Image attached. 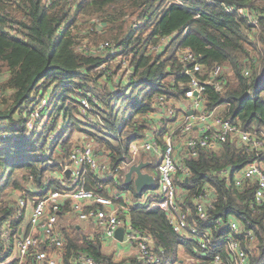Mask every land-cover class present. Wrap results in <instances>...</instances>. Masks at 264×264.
I'll return each instance as SVG.
<instances>
[{
    "label": "trees",
    "instance_id": "1",
    "mask_svg": "<svg viewBox=\"0 0 264 264\" xmlns=\"http://www.w3.org/2000/svg\"><path fill=\"white\" fill-rule=\"evenodd\" d=\"M225 7L235 11L228 13ZM238 8L255 16L257 29L236 13ZM103 42L110 47L101 49ZM79 46L87 49L77 51ZM182 48H189L205 70L220 65L229 73L224 89L205 87L207 110L224 106L223 114L242 131L264 140V0H0V264H18L13 254L24 215L17 219V198L61 189L57 176L68 162L75 131L99 142L96 150L114 168L127 158L130 143L154 126L149 116L157 113L156 98L184 97L188 76L178 55ZM124 57L133 69L126 84L119 74ZM46 92L49 103L32 118ZM87 94L97 99L93 112L102 124L79 118L78 100ZM55 112H62L67 122L51 141ZM156 131L163 148L165 128ZM255 161L264 165V145L251 149L234 138L199 149L196 156L186 154L180 162L188 175L186 180L179 176L176 185L187 193V203L205 186L213 192L208 219L201 222L194 214L190 219L215 240L204 258L196 240L173 232L163 212L131 207L133 227L150 233L156 248L166 251L162 264H182L180 246L196 261L203 260L197 264L223 253L220 238L226 228L214 220L231 215L242 230L254 232L249 245L239 236L247 263L264 264V201L253 203L254 181L237 187L234 178ZM97 181L86 170L80 185L103 194ZM63 236L64 264L79 254L101 264H125L105 254L98 238Z\"/></svg>",
    "mask_w": 264,
    "mask_h": 264
},
{
    "label": "built area",
    "instance_id": "2",
    "mask_svg": "<svg viewBox=\"0 0 264 264\" xmlns=\"http://www.w3.org/2000/svg\"><path fill=\"white\" fill-rule=\"evenodd\" d=\"M225 11L230 13L235 9L225 7ZM236 13L246 19L254 29L258 28L255 16L248 10L238 8ZM134 25L137 26V23L135 22ZM165 41L166 39H162V42ZM110 45L109 42H103L100 44V48H108ZM153 49L157 50L158 46ZM178 53L180 63L185 66L184 74L188 76L184 97L178 100H187L189 103V107L181 114L179 121L176 119L177 107L174 104H169L164 96L157 97V113L149 116L154 120V126L145 130L144 137L130 143L127 158L114 168L110 166L106 155L101 152L99 156L93 139L81 138L80 143H74L67 164L57 176L61 189L45 188L41 196L32 198L28 220L31 228L38 231L39 235H21L16 239L18 264H64L58 255L65 248V238L59 230L58 218L62 205L66 201L70 202L71 211L80 221L96 222L105 239H115L116 231L122 228V240L135 249V259L138 264H162L166 251L156 248L150 233L133 227L129 215L133 205L163 212L173 232L193 237L198 247L203 251L202 258L206 257V252L215 244V240L210 234L211 231L199 230L195 224L190 222V219L193 218V214L201 222L208 219L207 208L213 201V192L209 186H205L196 196L189 199L191 202L189 204L187 203V193L178 191L176 180L179 176L186 180L188 170L175 159L176 140L185 139L186 154L191 156H196L199 149H213L220 143L234 138H238L251 149L261 148L264 145V140L263 137L260 138L242 131L238 124L231 121L229 117L223 113H216V109L207 110L204 98L205 87L210 85L218 91L224 89L227 75L229 76L227 70L220 65H214L210 70H205L198 57L189 48H182ZM118 59L120 58H117L116 62H121ZM129 59L124 57L121 62L122 68L119 74L124 84L131 81L133 74ZM104 67L105 64L100 66V68ZM245 74L247 75L248 72ZM78 101L81 120L93 123L97 119L102 124L99 116H95L93 112L92 104L97 103L94 96L87 94V96L80 97ZM48 103V98L43 96L33 111L32 118H37L39 111ZM170 119L176 122L175 128H167L166 125ZM66 122L65 116H58L51 141L58 132L62 131ZM27 126L29 129L32 127L31 121L27 122ZM161 127L165 128V146L163 148L157 138L153 136L156 129ZM150 152L160 153V160L156 167L157 186L141 192L138 202L132 204L130 196L121 194L122 180L132 165L140 163V156ZM66 170L71 171L68 178L64 175ZM86 170L96 176L99 183L97 187L104 191L103 194L88 190L80 185L81 177ZM223 173V175H227L228 172L223 171ZM234 178L237 187L254 181L256 189L253 203L259 205L264 201V168L261 164L256 161L249 163ZM17 204L19 207L18 219L24 215L29 203L26 198L19 196ZM214 224L219 228H226L225 235L220 238L223 253L213 254L210 261L204 262V264H248L247 252L241 248L239 236L243 235L247 241L246 244L249 245L255 240L254 232L250 229L242 230L233 215L228 216L227 219L217 218L214 220ZM9 233L10 231L6 230L4 236L8 237ZM202 261L199 259L196 264ZM72 264L101 263L95 261L91 256L79 254L72 260Z\"/></svg>",
    "mask_w": 264,
    "mask_h": 264
},
{
    "label": "crops",
    "instance_id": "3",
    "mask_svg": "<svg viewBox=\"0 0 264 264\" xmlns=\"http://www.w3.org/2000/svg\"><path fill=\"white\" fill-rule=\"evenodd\" d=\"M169 104H174L177 107V116L176 119L179 121V118L182 113L185 112V110L189 107V103L187 100H173L169 101ZM224 111V106H221L216 109V113H223ZM168 129H172L176 127V122L173 119H170L169 123L166 125ZM170 131V130H169ZM161 132L156 131L153 136L157 138ZM165 134L162 136L163 142H165ZM84 138V137H81ZM177 144L175 145V159L178 162H181L183 157L186 155V149H185V139L180 138L176 140ZM99 156L101 155V152L98 153ZM160 160V153L156 152H150V153H145L140 156V163H145V167L142 169L143 172L151 174L155 181L152 187L150 188H155L157 186V179H158V174H157V163ZM260 164V163H259ZM261 166L264 168V165L261 164ZM230 172L227 173L229 175ZM237 175V174H236ZM235 175V176H236ZM131 187L134 189L133 184L130 185V187H125L123 184L122 180V186L120 187L121 194H126L132 198V204L134 202H138V196L140 194H137L135 189L132 190ZM146 188V189H150ZM144 189V190H146ZM177 189L180 193H184L185 190H183L180 186H177ZM143 190V191H144ZM142 191V192H143ZM67 206V208L65 207ZM58 227L59 230L61 231L62 234L65 232H69L70 235H78L77 237H85L86 239H95L98 238L101 241V248L102 251L107 254V255H112L113 260L115 262H120V261H125V264H131L129 259H135L136 258V251L133 247L127 245L126 243L122 241H119L118 239H105L102 235V231L100 227L97 225L96 222L94 221H80L76 215L71 211L70 209V202L66 201L63 203L61 211L59 213V218H58ZM72 227H75V229ZM122 229V228H120ZM18 237L21 235H39L38 231H35L34 229L31 228V225L29 224V220L27 218L23 217V221L21 224L18 226ZM123 238V234H122ZM109 247L112 249L109 252ZM16 249V248H15ZM183 250V247H179V252ZM52 251V250H51ZM54 253V252H53ZM14 255L17 257V252L15 250ZM63 262V256H64V251H60L58 254ZM136 260V259H135ZM188 260V259H186ZM186 260L181 259L180 263L182 264H187L188 262Z\"/></svg>",
    "mask_w": 264,
    "mask_h": 264
},
{
    "label": "water",
    "instance_id": "4",
    "mask_svg": "<svg viewBox=\"0 0 264 264\" xmlns=\"http://www.w3.org/2000/svg\"><path fill=\"white\" fill-rule=\"evenodd\" d=\"M145 166V163L132 165L123 178V184L125 185V187H130V185L133 184L137 194H141L144 189L152 187L155 181L154 177L151 174L142 171ZM70 173V170H66L64 173L65 177L68 178L70 176ZM122 234L123 229H118L116 231L115 238L119 241H122Z\"/></svg>",
    "mask_w": 264,
    "mask_h": 264
},
{
    "label": "rangeland",
    "instance_id": "5",
    "mask_svg": "<svg viewBox=\"0 0 264 264\" xmlns=\"http://www.w3.org/2000/svg\"><path fill=\"white\" fill-rule=\"evenodd\" d=\"M83 46H79V47H77V51H82L83 50ZM1 77H3V76H1ZM48 93H49V91H48ZM44 97H46V99L48 98V95H47V92H46V94H45V96ZM58 116H64L63 114H62V112L58 115V114H56V112L51 116V120H53L54 118H57ZM81 137H84V139H86V140H91V139H93V137H91L90 135H87V134H85V133H79V132H77V131H75L74 133H73V135H72V138H71V141H72V143L74 144V143H76V144H78V143H80L81 141ZM98 147H100V144H99V142L97 143L96 141H95V148H98ZM21 174H22V172L21 171H19V172H17L16 174H15V176L16 177H18V176H21ZM131 189L132 190H134L132 187H131ZM32 198L31 197H27V201H28V203H29V206H28V209H26L25 211H24V218H27V220H28V216H29V214H30V207H31V205H32ZM112 249L109 247V252L111 251ZM112 252V251H111ZM14 255V254H13ZM15 256V255H14ZM179 257L181 258V259H183V260H186V259H188V260H186L188 263L187 264H196V259L195 258H193V257H191V256H188L185 252H184V250H181L180 252H179Z\"/></svg>",
    "mask_w": 264,
    "mask_h": 264
}]
</instances>
